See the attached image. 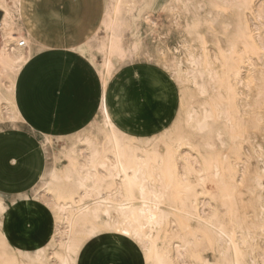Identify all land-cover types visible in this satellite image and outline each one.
<instances>
[{
    "label": "bare ground",
    "instance_id": "obj_1",
    "mask_svg": "<svg viewBox=\"0 0 264 264\" xmlns=\"http://www.w3.org/2000/svg\"><path fill=\"white\" fill-rule=\"evenodd\" d=\"M19 1L0 0V10L4 12L0 26L3 37L0 123L21 120L14 104L15 81L33 55L32 46H37L28 35L19 34L23 30ZM121 3L122 0H117L112 21L107 7L99 29L84 44L92 49L101 28L110 31L107 40L95 45L103 57L102 69L97 70L103 95L96 116L75 134L47 138L50 143L52 139H73L60 152L67 161L65 174L59 168H52L46 186L33 197L29 194L21 195L22 199L0 197L5 200L6 209L0 213V264H66L73 258V249L78 246L83 249L90 242L89 233L100 222L109 221L125 230L131 229L143 241V247L137 245L136 252L123 251L117 255L115 250L124 248L120 241L97 238L93 247L100 251H95L85 262L80 252H76L75 259L80 264H104L110 261L105 255L126 261L120 264H177L185 260L199 235L196 231L189 232V238L180 237L181 244L170 250L165 233L170 217L179 212L187 220L202 219L206 213L204 207H212L211 202L215 207L207 212L206 224L213 231L205 230L203 238L210 240V235H216L226 264H243L241 246L254 240L259 226L248 220L249 214L264 221V201L262 195L256 194L264 187V158L261 153L262 174L254 170L255 174L251 175L246 166L250 158L244 149L246 108L251 106L252 98L264 99V0H146L136 19L153 9V5L169 11L168 35L173 36L175 31L183 37V51L179 55L172 53L170 59L174 79L179 84L191 82L199 98L196 109L184 110L182 119L179 115L174 120L170 133L165 131L160 135L165 152L135 147L134 138L130 139L111 118L107 86L118 64L114 59L121 60L126 52L121 46L123 23L118 17ZM185 4L190 7L185 9ZM198 10H203L207 19L197 14ZM230 12L236 29L229 30L228 25L220 28L217 15ZM192 25L195 26L189 34L187 29ZM20 42L24 45L19 46ZM158 48L157 53L162 57L169 52ZM183 58L187 71L182 67ZM90 60L94 66L95 55ZM104 108L107 113L102 112ZM181 124L187 131L180 128ZM83 131L86 134L81 135ZM182 146L190 151L179 152ZM44 174L45 171L40 179ZM63 180L70 187L65 183L55 190L56 183ZM246 194L254 195V202ZM31 199L53 210L52 232L44 245L22 250L9 242L4 218L9 202L13 207ZM240 206L244 213L237 216ZM172 222L176 227L183 224L181 220ZM93 260L96 262L91 263Z\"/></svg>",
    "mask_w": 264,
    "mask_h": 264
},
{
    "label": "crops",
    "instance_id": "obj_2",
    "mask_svg": "<svg viewBox=\"0 0 264 264\" xmlns=\"http://www.w3.org/2000/svg\"><path fill=\"white\" fill-rule=\"evenodd\" d=\"M104 13L105 0L19 1V34L37 46L15 81L14 104L21 120L0 123L14 127L0 130V194L6 198L28 193L39 182L46 166L43 139L57 137V132L75 134L96 116L101 81L78 49L97 32ZM3 17L0 10V26ZM2 40L0 32V45ZM79 125L84 126L72 130ZM3 225L9 242L22 250L44 245L52 232L50 216L34 201L9 208ZM94 253L92 246L84 262Z\"/></svg>",
    "mask_w": 264,
    "mask_h": 264
},
{
    "label": "rangeland",
    "instance_id": "obj_3",
    "mask_svg": "<svg viewBox=\"0 0 264 264\" xmlns=\"http://www.w3.org/2000/svg\"><path fill=\"white\" fill-rule=\"evenodd\" d=\"M116 2L117 0H105V11L108 7L109 20L111 21L115 18L114 9ZM145 3L146 0H122L118 17L123 23L120 29L122 35L121 46L124 51L126 50V52L121 60L118 61L117 58L114 59L115 62L118 63L113 71V73L116 74L112 73L106 93L111 115L115 116L113 122L119 129L130 136V139L134 138L132 142L134 143L133 145L141 149L146 148L147 150H151L156 148L158 152H165V147L160 143V135L166 133L165 131L170 133L173 126L172 124L179 119V115L180 119H182L184 110L196 109L199 98L196 88L190 84L191 82L188 81L179 84L174 79V72L171 67L170 59L172 53L179 55L180 52L183 51V37L175 31H173V36L168 35L171 25V15L169 11L161 9L160 7H154L153 9L142 13L141 18L137 20L136 18ZM197 14L207 19V15H205L206 13H204L203 10H198ZM217 16L220 28L223 25H228L229 30L236 29L233 12L219 13ZM149 27L153 28V30H150ZM202 31L204 32L205 28H203ZM159 34H162L163 36H159ZM109 35L110 31L108 29L101 28L96 41L93 43L92 49H89L87 46H83L79 51V54L84 58V60H87V62H89V64L93 67L99 79L100 77L97 70L102 69L103 57L102 54L96 50L95 45L103 40H107ZM157 48H165L169 52L167 55L162 57L157 53ZM175 49H177V51ZM91 55H95L94 66L90 60ZM152 60L156 61L157 66L153 67V69L149 71L148 65ZM182 67L184 71L188 70L185 58H183ZM100 87H102L101 82ZM252 95L254 97L255 93ZM250 105V107L246 108L247 113L244 116L246 121L244 126L246 139L244 149L246 151L245 154L247 158H250L247 160L248 164L246 165L248 172L251 175H254L255 172L252 173L254 170L261 173L262 163L259 158L261 153L264 158V99L262 98L260 101H257V99L252 98ZM259 106L260 108L258 109ZM177 111H179L180 114ZM257 112H259V114ZM176 117L178 118L177 120H175ZM91 119L92 118H90V120ZM90 120H88V122L84 125L89 123ZM84 125L73 127L72 130H78ZM10 128L14 127L7 124H0V130ZM180 128L187 131L182 124ZM69 133L70 132H57L55 136H66ZM83 134H86V131L81 133V135ZM157 137L160 138L158 139ZM72 140L73 139L69 140V138H63L61 140L52 139L51 143L47 142L45 139L42 140L41 144L46 154L45 174L42 177L43 180L40 179L30 192L25 193L26 195L29 194L30 197H33L34 194L36 195L43 190L49 180L48 173L52 170V168H59L58 170H61V172L64 173V167L66 166L67 161L62 157L60 152L62 146L69 145ZM98 142H102V140L99 139ZM183 147L184 146H182V148ZM258 147L262 150V152ZM182 148H179V152L185 153L190 151L188 147ZM258 150H260L259 154ZM253 152L257 153L254 154ZM64 184L65 186H68V188L70 187L69 184L63 180L56 183V186L54 187L55 190L62 187ZM261 190L256 191V194H259L260 196L262 195L261 197L264 201V187ZM243 191L244 193L246 192L245 188ZM0 197L5 199L13 198H6L1 194ZM247 198L254 202V195H247ZM31 201H34L43 207L47 211L51 220H54L52 209L41 201L39 202L32 199ZM211 205L212 207H204L206 213L205 216L202 215V219L192 218L191 220H187V216L179 212L175 213L176 216L172 215L170 217L171 223L167 226L165 231L168 236V244L166 245H168L170 250H173L176 244H181L182 237L189 238V232L196 231L199 235V238L195 240L196 245L189 247L185 260L177 264H206L207 262V264L227 263L223 257L222 250L219 248V243L216 241V235H210V240H207L202 236L205 230L213 231V229L206 224L208 215L207 212L215 207V203L211 202ZM257 209L259 210V207H257ZM243 213L244 208L241 207L237 216H240ZM254 217V214L250 213L248 220L251 222L253 221L259 226L255 229L256 236L254 237V240H249L247 244H243L241 246L244 254V258L242 260L243 264H249L250 261V264H264V225H262L264 221L255 219ZM178 220H181L183 224L176 227L175 223L172 221L178 222ZM186 226H188V228H186ZM158 245H162V243H159ZM85 246L86 245H84L83 248ZM98 250L100 251V248L95 249V251ZM105 258L112 260L107 255H105ZM119 262L125 263L126 261L119 260Z\"/></svg>",
    "mask_w": 264,
    "mask_h": 264
},
{
    "label": "snow or ice",
    "instance_id": "obj_4",
    "mask_svg": "<svg viewBox=\"0 0 264 264\" xmlns=\"http://www.w3.org/2000/svg\"><path fill=\"white\" fill-rule=\"evenodd\" d=\"M153 7H158V5H153ZM165 7L167 6L165 5ZM183 7L187 9L188 7H190V5L185 4L183 5ZM194 26L195 25H192L189 27V29H187L189 34H192V28ZM156 66H157L156 61L152 60L148 65L149 71H151L153 67H156ZM102 112L107 113L108 112L107 108L102 109ZM111 118L114 119L115 116L112 115ZM209 131H212V129H209ZM20 198L22 199L23 197L21 196ZM4 204H5V200L0 199V213H3L6 211ZM10 207H11V204L9 202V208ZM89 237H90V242L83 249H80L79 246L77 247V249H73V258H70L69 260H67L66 264H80L79 260L75 259L76 252L79 251L80 255L83 256L88 251L89 248H91L93 245L96 244L97 238L101 240L108 239V240L120 241L121 244L124 245V248L116 249L115 254L117 255L121 254L123 251L136 252L137 245H139L140 247H143V241L140 240V238L138 237L136 233H134L131 229L125 230L123 227L117 224H114L111 221H109L108 223L100 222V224L97 227H95L92 230V232L89 233ZM145 251L147 252V249H145ZM104 264H120V262L115 259H112L110 261L104 262Z\"/></svg>",
    "mask_w": 264,
    "mask_h": 264
},
{
    "label": "built area",
    "instance_id": "obj_5",
    "mask_svg": "<svg viewBox=\"0 0 264 264\" xmlns=\"http://www.w3.org/2000/svg\"><path fill=\"white\" fill-rule=\"evenodd\" d=\"M23 45H24V43H23V42H20V43H19V46H23Z\"/></svg>",
    "mask_w": 264,
    "mask_h": 264
}]
</instances>
